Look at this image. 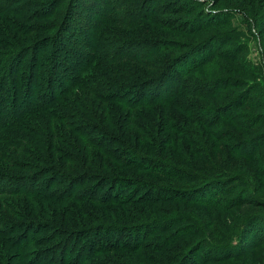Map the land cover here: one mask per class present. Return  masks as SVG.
<instances>
[{"label": "trees", "instance_id": "obj_1", "mask_svg": "<svg viewBox=\"0 0 264 264\" xmlns=\"http://www.w3.org/2000/svg\"><path fill=\"white\" fill-rule=\"evenodd\" d=\"M14 1L19 2L12 7ZM50 2L52 0L46 2V6L47 3L51 6ZM132 2L125 0V3ZM135 2L134 23L119 22V25L140 28L147 24L144 32L154 31L152 26L167 29L169 21L159 16L172 11L167 12L165 6L158 5L155 0ZM91 4L97 6V1ZM190 5L183 6L179 12L177 8L175 12L190 14L189 9H196L199 2ZM33 7V0L0 2V15L12 17L0 20V44L5 43L2 47H6L0 50V55H5L0 57V126L3 131L8 128L24 131L17 136L20 142L8 146L13 149L12 155L0 156V162L6 165L3 159L15 157L17 163H24L17 164V168L27 171L0 173V194L24 195L44 201L47 206L44 204L43 208L49 213L47 218L34 216L20 201H13L14 205L0 202V215L13 213L24 220H18L22 225L16 224L14 228L4 227L0 221V264H211L218 260L235 261L258 250L264 257V210L245 213L240 219L236 217L239 222L227 226L233 232L228 234L222 227L209 229L210 225L207 227L193 211L162 207L157 203L202 205L211 211L214 221L227 215L232 205L264 208V200L258 197V183L252 176L236 171L227 157L255 159L257 151L264 148V132L262 137L252 136L254 138L248 140L236 137L231 130L210 131L206 138L211 142L205 145L199 129L200 125L202 128L220 120L243 133L242 129L250 131L264 123V108L254 102L255 91L260 88L236 84L235 87L245 88L235 94L236 99L223 104L226 106L223 109L229 112L216 107L217 113H211L214 109L199 107L198 103L187 99L194 95L205 101L216 99L228 86L233 87L232 78L224 82L219 79L205 81L191 75L228 48L223 51L207 48L217 38L205 41L209 35L199 43L144 35L135 39L139 52L133 59L123 56L114 60L115 64L130 62L141 72L128 74L125 67L107 65V68L104 62L108 59L97 52L82 60L79 54L85 51L73 50L61 32L33 36L49 32V28L34 30L33 22L39 19L44 6L30 19ZM91 12L101 16L94 9ZM50 15L59 17L55 12ZM195 16L194 20H188L189 23L183 21L187 24L182 26L184 34H197L205 26L219 22L210 19V13ZM101 19L105 20L102 16ZM202 19L204 23L200 25ZM209 20H213L212 25ZM60 24L52 23V31ZM223 24L227 25V21ZM168 28L176 29L172 25ZM100 32L98 28L97 35ZM81 39L83 42L78 39L77 43L82 50L90 47V40L84 35ZM95 44L98 46L97 42ZM48 45H51L49 50ZM42 47L53 53L48 58L53 81L57 80L58 84L53 90L50 87L41 89L46 63ZM68 52L78 53L71 56ZM88 70L87 77L83 76ZM145 71L151 72L153 77L148 78ZM170 74L173 75V89L165 94L154 92V86ZM127 77L139 82L127 80ZM65 101L64 107L61 106ZM154 103L161 104L163 114L166 109L171 110L154 128L159 134L174 130V134L157 137V141L151 133L153 114L143 113L145 118L140 121L139 115L131 112L152 108ZM106 104L117 107L112 117L106 110L108 105L104 108ZM242 106L261 110L256 112L259 115L255 118L251 113H240L244 118L239 119L237 109ZM180 113L192 116L199 128L194 130L184 123L169 126V121L177 120ZM39 116L42 117L37 119L38 124L30 125L32 119ZM166 119L168 125L164 123ZM220 147L228 151L226 156L215 154ZM167 151L171 152L166 154ZM15 164L11 167L16 168ZM130 169L165 180L124 175ZM14 182L18 184L11 189ZM153 204L154 207H149ZM99 205L103 207L100 212L95 208ZM150 212L154 215L150 216ZM40 214L45 215V212L41 210ZM138 232H142L141 238H137ZM152 237L154 243L151 244ZM38 245L39 249L32 248ZM167 247L171 249L165 250ZM221 248L223 252L212 254ZM148 250L160 253V257L144 254ZM149 256L154 260L148 259ZM162 259L165 263H161ZM260 260L263 262L264 258Z\"/></svg>", "mask_w": 264, "mask_h": 264}, {"label": "rangeland", "instance_id": "obj_2", "mask_svg": "<svg viewBox=\"0 0 264 264\" xmlns=\"http://www.w3.org/2000/svg\"><path fill=\"white\" fill-rule=\"evenodd\" d=\"M7 2H12L13 0H6ZM32 1V0H31ZM51 0H33L35 7L31 9L32 15L30 16V19H33L37 14L38 10H40L44 6V11H42L39 15V19L37 21L33 22V28L34 30L37 28H44V30L48 29L49 32H39L36 35L33 36H43L45 34L49 33H58L61 32L63 39L66 40L68 45L73 48V50H80L85 51L83 53H80L81 57H83L82 60H87L89 57H92L95 52L102 54L104 57L108 59V61L104 62L105 66H109L110 68L116 67V68H123L125 67L127 69L128 74L133 72H140V69L136 68V65H133L130 62L122 61V63H114V60H118L121 57H132L137 55L139 52V48L135 44V39L138 37H158L166 40H177L181 42H187L191 41L190 43H199L204 38L205 41L212 40L214 37L216 38L215 41L210 43L208 47L213 48L215 47V51L224 48H228L227 50H224L223 54H218L216 56V59L212 61V63H209L207 65H204L200 68H197L196 71L192 72V76H196L199 79H203L205 81L210 80H221L222 82L226 81L227 79H234L233 81V87L228 86L224 91L221 93V97L216 99H210L208 101H205L200 98H195L191 96H187L188 100L194 101L196 104L198 103L199 107H205L206 109H214L218 107V110H222L226 106L223 105L228 100L236 99L237 95L235 94L241 93L242 90H244L245 86L235 87L236 84H242L245 83L247 87H253L258 86L260 90L255 91L256 95L254 98L255 103H259L261 105V108H264V0H155L158 5L165 6L167 12L172 11V13L162 14L159 16V19L163 21H169L167 22L166 26L167 29H160L158 27H150L153 28L154 31L152 32H144L143 28L147 27V24L143 27H130L127 25L121 24L119 25V22H127L128 25H132L135 21V14L137 3L135 0H133L132 3H125V0H52V2L47 3ZM92 1H97V6H93L91 4ZM143 1V0H139ZM194 1L199 2L198 7L196 9H189L190 14L188 13H177L175 10L177 9L178 12L182 10L183 6H191ZM0 2H5V0H0ZM19 1H14L12 4V7H15L18 5ZM190 2V3H189ZM168 5V6H167ZM97 8V9H96ZM96 10L99 12V14L105 18L101 19V16L93 12L92 10ZM46 11V13H44ZM34 12V13H33ZM52 12H55L59 14V17H53L52 15L49 16ZM89 12V13H86ZM204 13H210L211 17L210 19L218 20L219 22H216L214 26H205V29L201 30L199 33L194 35H187L184 34L181 30L182 26L187 25L184 24L183 21H187L188 23L190 21L188 20H194L193 18L197 17L195 15L198 14V17L203 16ZM1 18H12L8 14L0 15ZM59 19V20H58ZM49 20V21H48ZM203 20V19H202ZM210 24H213V20H209ZM227 21V25L223 24V22ZM60 27L58 29H55L52 31V23H60ZM67 24H66V23ZM193 22V21H192ZM204 23V20L201 21L200 25ZM44 24L43 27H39L38 25ZM173 26V28H176L175 30H171L168 27ZM191 25V24H188ZM64 26V27H63ZM63 27V29H62ZM207 27V28H206ZM101 31L99 35H97V29ZM31 29V28H30ZM60 34V35H61ZM67 34L69 36L67 37ZM82 35H84L88 40L91 41L90 47L85 48L82 50L80 45L77 43L78 39H80V42H83V39H81ZM45 36V35H44ZM124 36V37H119ZM103 37V39H101ZM62 38V37H61ZM108 38V40H107ZM123 38V39H121ZM7 39V38H6ZM5 39V40H6ZM114 39H117L118 42L114 41ZM105 40L108 41V44L105 45ZM214 40V39H213ZM97 42V45L95 44ZM5 43L0 44V50L5 49L6 47H2ZM59 45V44H58ZM51 45H48L47 48L49 50ZM101 47V48H99ZM232 48V50H231ZM7 49L4 51L6 52ZM223 51V50H222ZM41 52L43 53V58L45 59V69H44V79L41 84V89L47 90L49 87L55 89V87L58 85L57 80L55 82V79L53 81V74H51V62L49 61V57H52L53 53H49L47 50L42 47ZM59 53L62 55H65V53L61 50H59ZM69 55L74 56L77 55L78 52H68ZM1 54V51H0ZM170 54V53H167ZM172 54V53H171ZM117 55V56H116ZM5 55H0V57H4ZM118 57V58H117ZM234 57V58H233ZM96 64V60H94V63ZM111 64V65H110ZM107 66V68H109ZM183 68H181L182 70ZM48 70V71H47ZM90 70V69H89ZM88 71L84 73L83 76L87 77ZM131 71V72H130ZM141 73V72H140ZM144 73L147 74L148 78H152L153 75H151V72L145 71ZM59 74H64V72H60ZM173 75L170 74L165 79H161L159 83H157L154 86V92L165 94L169 89H173L174 82L172 80ZM61 79H64L61 77ZM124 80V79H122ZM127 80L133 81V82H139L137 79H134V77H127ZM140 84V83H139ZM258 84V85H256ZM37 83L34 84L36 88ZM244 85V84H243ZM40 87V86H39ZM250 89V88H249ZM134 92V90H133ZM260 101V102H258ZM66 104V101L64 103H61L60 105L64 107ZM108 105V106H107ZM223 105V106H222ZM59 106V105H58ZM107 106V107H106ZM112 104H106L104 105V108L106 107V110L109 111V116H113L115 114L117 107L112 108ZM222 107V108H221ZM60 108V107H59ZM132 109V107H130ZM192 109H196L195 106H191ZM61 109V108H60ZM118 110L121 112H124L123 109L118 107ZM163 108L161 104L154 103V106L152 108L144 109L143 111L141 109L131 110L133 112L134 116L139 115V120L145 118L143 116V113L145 115H148L149 113L153 114V121L151 125V133L154 134V140L157 141L158 138L163 137L168 134H174V130H170L169 132H164L159 134L156 128H154V125H158L161 123L164 118L166 112L171 110H165L164 114L162 112ZM217 110V109H216ZM261 109H251L248 107H240L237 109L238 117L239 119H243L244 117H241L239 114H245V113H251L254 118L255 116L259 115L256 112H258ZM225 112H229V110H224ZM217 113L215 109L211 113ZM263 112V111H262ZM83 115L85 113L82 112ZM222 114V112L220 113ZM257 114V115H256ZM108 116V117H109ZM42 116L36 117L32 119V124L30 125H37L36 123L37 119H39ZM178 119H171L169 121V126L171 124L178 125V124H187L190 125L194 130H196V127L199 128L198 124L195 123V119L186 114H178ZM110 118V117H109ZM264 118V115H263ZM216 121V120H215ZM144 122V121H143ZM165 124L168 125V119L165 120ZM163 126V125H162ZM13 128V127H12ZM165 129V127H164ZM203 135V143L208 145L211 141L209 140L207 142V134L210 131H217L220 132L223 130H231L236 135V137L240 139H253L254 137H262L264 132V123H259V125L250 131H246L243 129L241 130L243 133H240L238 130H234V127L223 121H217L211 125H207L205 127L200 125L199 128ZM4 132V133H3ZM24 131L21 128H8L3 131L2 126H0V156L5 157L6 155H12L13 149L8 146H13L16 143L20 142V140L17 138V136L20 137L21 134ZM3 133V136H2ZM250 134V135H249ZM2 136V137H1ZM254 136V137H252ZM158 137V138H157ZM227 138V137H225ZM220 140V139H219ZM171 142L170 140L168 141ZM167 142V144H169ZM206 142V143H205ZM221 145V144H219ZM166 146V145H165ZM168 149V148H167ZM165 148V150H167ZM12 151V152H11ZM171 151H167L166 154H169ZM176 152V150H175ZM224 154L225 156L228 154V151L224 148H221L216 150L215 154ZM227 157L230 159V163L233 165V168L236 169L238 172H243L247 175L252 176L255 180L254 182L258 183L259 189H258V197L261 200H264V148H261L256 153V158L252 159L251 161L244 160L240 156L237 157H231L230 155H227ZM17 158L8 156L7 158L3 159V162L7 165H4L2 161L0 162V173H9V174H21L22 172H27L25 170L17 168V164H24V163H17ZM20 160V158H18ZM16 163L15 167H11V164ZM22 166V165H20ZM258 172L257 176L255 175V172ZM124 175H135L140 178H146V179H152V180H159L164 181L165 178H159L154 174H149L148 172H139L134 169L126 170ZM12 176V175H10ZM18 183L14 182L11 184V189H15V185ZM255 184V183H254ZM23 190V189H21ZM9 194V193H8ZM8 194H0V202L7 204L11 203L13 204V201H20L22 204H25V208L27 212H31L34 216H43L44 218H47V215L49 212L43 208V205L45 204L47 206V203L44 201H38L34 199H30L24 195L16 196V195H8ZM162 207L163 206H169V207H176L184 210H190L198 214L206 224L207 227L210 225V228H213L215 230H220L218 227H222L223 231L232 234L227 226L231 224V222H239L237 219H240V217L245 213H251L256 212L259 210H264V208H252L249 205H238L237 208L235 206H230L227 212V215H222L224 217H221V220L214 221L212 220L213 216L211 215V211L209 209H206L202 205H194V204H176V202L171 203H159ZM156 204V203H155ZM149 207H154L153 205H150ZM100 212V210L103 208L100 205L95 207ZM44 211L45 215H41L40 212ZM106 211V209H104ZM150 216L154 215V212H150ZM157 212L156 214H159ZM232 216V217H230ZM237 217V219H236ZM18 220H20L15 214L5 212L4 215H0V221L3 223L4 227L10 226L9 228H14L17 225H22V223H17ZM24 221V220H20ZM230 221V222H229ZM221 222V223H220ZM229 222V223H228ZM148 225V224H146ZM3 227V228H4ZM227 227V228H226ZM21 230H23V227H20ZM46 232V231H45ZM142 237V232L137 233V238ZM131 239L130 241H132ZM223 240V239H222ZM151 244L154 243V237L151 238ZM32 248L39 249L38 246H33ZM154 248V247H153ZM171 249L170 247H167L165 250ZM224 248H221L217 251H212V254L214 252H223ZM146 255L149 253L153 254L154 256L160 257V253H154L152 250L144 251ZM261 251H251L250 254H248L246 257L240 258L235 261H227V260H218L215 262H212L211 264H264V261L262 262L260 259L264 258L259 253ZM149 254V255H151ZM134 255H131L133 257ZM151 256L148 257L150 259ZM152 259V258H151ZM154 260V258L152 259ZM166 260V259H165ZM165 263L164 259H162ZM143 263V262H140ZM156 263V262H155ZM154 262H146L143 264H155ZM208 264V263H206Z\"/></svg>", "mask_w": 264, "mask_h": 264}]
</instances>
